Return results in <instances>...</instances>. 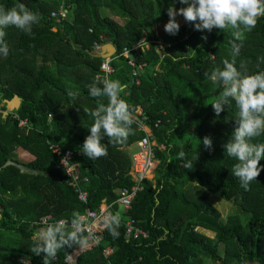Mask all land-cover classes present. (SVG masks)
<instances>
[{"label":"trees","instance_id":"trees-1","mask_svg":"<svg viewBox=\"0 0 264 264\" xmlns=\"http://www.w3.org/2000/svg\"><path fill=\"white\" fill-rule=\"evenodd\" d=\"M18 3L35 12L38 22L31 32L6 27L8 52H0V264H43L44 254L30 251L42 228L35 223L51 216L55 227L87 210L100 211L103 204L108 211L96 227L102 239L78 256V264H264V171L247 189L232 174L236 161L223 145L238 127V109L229 98L217 116L211 104L225 86L205 76L222 69L224 59H233V41L241 46L234 57L241 73L264 71V16L236 40L230 27L201 32L183 16L178 34L163 32L170 0H0V8ZM60 9L70 16H52ZM144 39L149 47L124 57ZM108 43L117 52L96 57V45ZM108 58L114 73L107 79L125 85L121 98L132 116L142 109L139 120L156 142L159 164L152 180L136 182L131 175L130 149L138 150V141L148 136L134 119L122 142L103 138L105 156L91 160L79 151L94 122L84 109L108 103L107 97L88 95V85L103 86L97 77L105 79L100 67ZM15 96L22 100L20 108L5 115V103ZM205 136L213 139L210 150L200 142ZM251 142H264V132ZM52 145L73 151L88 203L79 200L65 170L57 168ZM17 149L34 157L19 161L13 154ZM180 151L193 161V169L183 167ZM134 186L141 190L125 212L118 203L121 191ZM212 198L236 204L226 221L211 205ZM129 219L148 237L129 239ZM61 232L67 237L69 231ZM74 247L75 241H69L58 249L51 264H68ZM108 247L114 253L106 257Z\"/></svg>","mask_w":264,"mask_h":264},{"label":"clouds","instance_id":"clouds-1","mask_svg":"<svg viewBox=\"0 0 264 264\" xmlns=\"http://www.w3.org/2000/svg\"><path fill=\"white\" fill-rule=\"evenodd\" d=\"M177 4L183 7L177 9ZM167 16L169 19L164 30L170 35L179 33L180 23L176 18L183 16L185 21L193 22L195 30L201 32L205 29L211 32L214 28L230 27L234 29L235 39L239 40L242 31H251L256 26L257 19L264 16V0H170ZM37 22V14L24 3H18L9 9L0 8V52H8L7 43L3 40L6 27L14 26L24 32H31L32 26ZM202 39L207 40V36H202ZM231 47L233 59H224L222 69L215 68L210 73H205V76L214 84L219 81L225 86L211 104L214 113L219 116L222 104L228 105L229 98L238 109V127L223 147L227 156L236 161L232 174L239 179L241 187L247 189L261 171H264V165L260 164L264 160V142H251L253 137L264 132V71L253 75L241 73L234 59L239 55L241 46L233 41ZM97 80L103 86L97 87L95 82L88 85V95L94 98L107 97L108 103L99 104L94 110L84 109L94 122L87 129L89 135L79 149L91 160L107 154L106 146L102 143L105 136L118 143L122 142L132 131L131 125L134 123L132 114L120 95L125 85L119 80H99V77ZM68 95L75 94L69 91ZM200 142L204 149L213 148V139L210 136H205ZM178 157L183 161L185 169H193V161L186 159L184 151H180ZM63 223L60 220L55 227L41 228L34 238L35 243L30 251L36 256L43 253V264H51L58 249L69 244V241H77L75 232H68L67 237L61 232ZM73 223L78 224L79 221L74 219ZM111 235L116 237L118 233L112 231Z\"/></svg>","mask_w":264,"mask_h":264},{"label":"built area","instance_id":"built-area-1","mask_svg":"<svg viewBox=\"0 0 264 264\" xmlns=\"http://www.w3.org/2000/svg\"><path fill=\"white\" fill-rule=\"evenodd\" d=\"M52 16L56 17L58 20H61V19L67 18L68 11L66 9H60L57 12L56 11L53 12ZM150 43L151 42H148L147 40L144 39L142 42L134 46L133 51L127 50L123 55L126 58H130L131 57L130 53L139 52L140 50H144V47L145 48L149 47ZM154 43H156L159 47L162 48V44H160L159 42H154ZM101 48H102V45H96L95 50L99 51L101 50ZM158 51H161V50H158ZM111 62L112 60L108 58V59H105L101 64L100 72L105 75V78H107L108 76L114 73ZM130 64L132 67H134L135 65V62L132 58L130 60ZM136 74L137 73L134 71V75ZM142 113L143 111L139 107L135 112L136 115L132 116L133 119L137 123L138 130L146 131L148 134V136H145L141 140L138 141L137 143L138 151L137 152H139L140 155L145 156L144 157L145 162L151 161V160L154 161L156 160V143L152 139L151 130L148 131V127L142 122H140L139 120V117L142 116ZM20 125L24 126L25 121H21ZM51 150L59 158L57 168H63L65 170L66 176L69 178L68 180H69L70 185L74 189H76L79 200L82 203H88L89 195H88V192L85 189H83V187H81V176L79 174V164L75 162V155L73 151L68 149L67 151L64 152L63 149L60 147V145H52ZM134 159H135V156L133 157V164H134ZM135 162L139 163V159H135ZM135 165L132 166V171H134L137 176H133V174L131 173L133 178L134 177L137 178V179L134 178V180L136 182H141L147 179V177L144 174L146 170L148 169V166H150V164H147L146 167H144L142 171L140 167L137 166V164ZM139 189L141 190L139 186H134L131 189L125 188L124 190L121 191V197L118 200V203L120 207L123 209V211L127 212L131 208L135 195ZM104 213H105L104 211L87 210L85 213L79 215L78 218L76 219L79 221L78 224H74L73 221L63 220L64 223L61 226V229L63 230L66 229L67 231H74L76 233H84L86 235L87 240L90 242L91 246H97L98 243L100 242L101 236L96 231V227L103 221ZM51 219H52L51 217L47 216V217L42 218L40 222H37L35 224H37L38 226H41L42 228L47 227V226H50ZM125 225H126V235L129 239L131 237H134L136 239L139 237H144V238L148 237L146 232H144L143 230L135 226V221L129 219L126 221ZM113 253H114L113 249H109L104 252L106 257L110 256ZM54 259L56 260L57 257L55 256Z\"/></svg>","mask_w":264,"mask_h":264},{"label":"rangeland","instance_id":"rangeland-1","mask_svg":"<svg viewBox=\"0 0 264 264\" xmlns=\"http://www.w3.org/2000/svg\"><path fill=\"white\" fill-rule=\"evenodd\" d=\"M68 16H70V15L68 14ZM176 19H177V21L179 23L181 22L179 16H177ZM163 32H165L164 29H163ZM162 148H164V146H162ZM137 151H138L137 148L136 149L135 148H131L130 149V153L132 154L131 155L132 159H133L134 156H135V159H139V163H136L135 159H134V164L133 165L137 164V166H139L141 171H142L144 169V167H146L147 164H150V166H148V169L146 170L144 175L147 177L148 180H152V176L154 175V171L156 170V166L158 165L159 161H157V160L152 161L151 160V161L145 162V158H144L145 156L144 155H140V153L137 152ZM13 154L15 155L17 160L24 161V162L31 161L32 158L34 157L32 154H30L28 152H24L21 149H17V151L14 152ZM131 173L133 174V176H137L134 171H132ZM134 178L137 179L136 177H134ZM211 205L213 207H215L214 208L215 211L219 214V216L221 217V219L223 221H226L227 217L232 214L233 209L234 210L236 209V204L228 203V202H225L224 200H221V199H218V198L217 199L216 198H212ZM48 217H51V216H48ZM198 231L201 232V233H204L205 235H207V236H209L211 238L214 237V234L212 232H210V231H205L203 229H198ZM210 264H222V261L214 262V263L210 262Z\"/></svg>","mask_w":264,"mask_h":264},{"label":"crops","instance_id":"crops-1","mask_svg":"<svg viewBox=\"0 0 264 264\" xmlns=\"http://www.w3.org/2000/svg\"><path fill=\"white\" fill-rule=\"evenodd\" d=\"M184 23H180V26H183ZM163 54L161 52H159V56H162ZM150 130V128L148 127V131ZM155 142V140H154ZM156 143V142H155ZM159 164V162H158ZM158 166V165H157ZM156 166V168H157ZM155 177V171H154V175L152 176V179H154ZM120 209L122 210V208L120 207ZM100 211H108V206L107 204H103L100 208ZM120 212H118L119 214ZM39 232V230H38ZM38 232L35 234V237H37ZM69 232H74V231H69ZM68 233V232H67ZM76 233V232H75ZM77 235H80L81 233H76ZM102 239V238H101ZM100 239V241H101ZM96 246H91L90 242L87 240L86 235L84 234L82 237H77V241H75V247H74V251L73 253L67 258V263L68 264H78L77 263V258L79 255H81L82 253L88 252L90 250H93ZM109 249H113L111 247H108L104 250V252L106 250ZM114 250V249H113ZM112 255V254H111Z\"/></svg>","mask_w":264,"mask_h":264},{"label":"water","instance_id":"water-1","mask_svg":"<svg viewBox=\"0 0 264 264\" xmlns=\"http://www.w3.org/2000/svg\"><path fill=\"white\" fill-rule=\"evenodd\" d=\"M96 52V57H100L102 59L110 57L114 55L117 50L115 46L112 43L105 44L101 50L95 51ZM162 53V51H159ZM22 100L18 96H15L13 100L7 101L6 104V111L5 115L9 114L10 112H13L15 110H18L21 106ZM4 106V105H3Z\"/></svg>","mask_w":264,"mask_h":264}]
</instances>
